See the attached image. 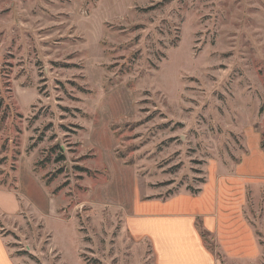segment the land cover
<instances>
[{"label": "rangeland", "instance_id": "1", "mask_svg": "<svg viewBox=\"0 0 264 264\" xmlns=\"http://www.w3.org/2000/svg\"><path fill=\"white\" fill-rule=\"evenodd\" d=\"M240 161L264 173V0H0V264H205L157 205ZM249 192L248 255L201 232L219 264H264Z\"/></svg>", "mask_w": 264, "mask_h": 264}, {"label": "crops", "instance_id": "2", "mask_svg": "<svg viewBox=\"0 0 264 264\" xmlns=\"http://www.w3.org/2000/svg\"><path fill=\"white\" fill-rule=\"evenodd\" d=\"M247 164V161H240L223 174L210 173L198 194L181 193L157 205V213L153 218L160 223L163 232L176 236V233L180 235L184 231L180 239L187 235L194 242L195 250L205 264H219V261L205 246L201 232L206 231L214 238L224 256L231 255L229 249L233 247L246 249L244 254L248 255L249 247L254 248L257 245L246 210L251 186L258 191L260 189L264 195V173L248 172ZM16 211L17 207L12 214ZM150 216L151 228L148 229L153 235L158 229L154 231V219L152 214ZM198 219L201 227L196 224ZM166 238L169 236L166 235ZM160 249L162 254L170 253L166 250L167 245Z\"/></svg>", "mask_w": 264, "mask_h": 264}, {"label": "trees", "instance_id": "3", "mask_svg": "<svg viewBox=\"0 0 264 264\" xmlns=\"http://www.w3.org/2000/svg\"><path fill=\"white\" fill-rule=\"evenodd\" d=\"M200 190H198V192H199ZM198 192H196V193H198Z\"/></svg>", "mask_w": 264, "mask_h": 264}]
</instances>
